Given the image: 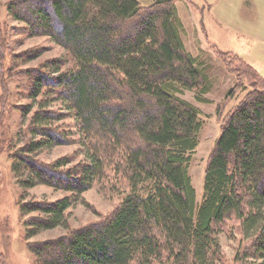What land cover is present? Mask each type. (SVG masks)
Returning <instances> with one entry per match:
<instances>
[{
    "label": "trees",
    "instance_id": "16d2710c",
    "mask_svg": "<svg viewBox=\"0 0 264 264\" xmlns=\"http://www.w3.org/2000/svg\"><path fill=\"white\" fill-rule=\"evenodd\" d=\"M176 1L6 4L8 14L25 21L31 34L50 36L71 56L74 65L64 71L58 59L46 62L50 71L31 77V96L35 100L45 88L57 93L77 119L87 148V161L65 170L67 157L51 165L35 159L39 150L65 142L54 123L63 114L41 97L11 170L26 186L46 183L71 194L22 201L23 215L38 214L27 219L29 234L67 227L68 207L106 172L128 188L101 221L28 242L35 263L217 264L219 235L233 221L242 236L232 264H264V77L246 61L234 63L233 74L251 89L223 116L198 202L189 163L201 112L182 93L191 90L196 101L209 102L210 79L201 57L186 49Z\"/></svg>",
    "mask_w": 264,
    "mask_h": 264
},
{
    "label": "rangeland",
    "instance_id": "374dc122",
    "mask_svg": "<svg viewBox=\"0 0 264 264\" xmlns=\"http://www.w3.org/2000/svg\"><path fill=\"white\" fill-rule=\"evenodd\" d=\"M9 1L0 0V257L1 264H37L28 242L57 238L70 230L101 221L120 202L128 188L121 179L106 172L105 177L94 181L68 207L67 227L60 225L29 234L32 225L27 219L38 214L23 215L22 201H55L71 194L46 183L26 186L11 170L13 154L29 138L28 120L41 97L46 100L47 107L63 114L54 123L57 131L64 134L65 142L39 150L33 154L35 159L51 165L57 158L67 157L70 162L63 167L65 170L87 161V148L77 119L65 108L57 93L45 88L44 94L35 100L31 96L34 86L31 77L38 71L48 73L50 69L43 66L53 59H58L60 71L71 68L74 65L71 56L50 36L31 34L25 21L8 14L6 4ZM176 6L184 26L186 49L201 57L210 79V89L205 94L209 102L196 101L191 90L182 93L201 112L198 144L189 163L199 202L207 158L221 132L223 116L251 89L246 80L238 81L233 74L234 63L246 61L264 77V0H177ZM20 9L25 15L30 14L26 6ZM231 88L234 91L229 95ZM28 106H32L31 110L25 114ZM241 236L236 223H225L219 235L222 256L217 264L233 263Z\"/></svg>",
    "mask_w": 264,
    "mask_h": 264
}]
</instances>
